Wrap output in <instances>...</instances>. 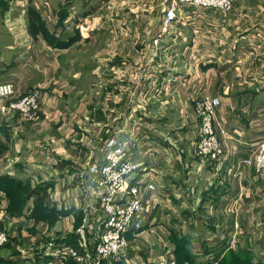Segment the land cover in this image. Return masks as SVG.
Masks as SVG:
<instances>
[{"label": "crops", "instance_id": "1", "mask_svg": "<svg viewBox=\"0 0 264 264\" xmlns=\"http://www.w3.org/2000/svg\"><path fill=\"white\" fill-rule=\"evenodd\" d=\"M4 1L23 6L31 4V0ZM47 1L52 3V0ZM87 3H90V0H58L62 10H72V14L65 11V15L61 16L58 35L62 39L64 35L67 38L77 34L85 41L84 38L89 40L88 38L96 33V19L89 20V12L82 14V18L70 20L74 18L72 15L80 14V6ZM185 11L189 13L192 9L185 8ZM23 17L25 22H22ZM3 19L9 20L4 22ZM28 20L29 14L25 11L23 14H0V23L4 22L3 27H0V82L13 84L15 98L36 92L40 105L33 121H26L18 114L8 118L0 115L1 203L8 198L3 188L5 180L14 184H33L29 186L31 193L27 192L29 197L25 201L30 202L37 195L51 191L52 187L63 185L64 181L81 179L83 164L88 162L89 158L100 156L104 134L101 138H94V135L97 131L101 133L106 127L103 128V125L94 120L98 115L106 113L107 116H112L114 121L118 119L111 129H118L135 121L140 131L144 134L147 132L143 140L151 142L152 139L154 142L170 144L169 148L171 147L169 141L161 140L158 136L160 134L154 120L153 128L149 130L143 123H139L138 119L141 118L138 114H134L141 106L137 103L149 95L154 97L159 84L165 81L158 79L159 75L162 77L164 74L159 70V63L140 61L139 54L148 52L145 47L138 46L134 50L138 59L134 62L127 58L130 51L128 45H121L119 54L106 50L108 57L96 63L93 61L90 68L89 75L97 79V82L90 81L84 85L81 83L85 76L83 69H71L76 61L65 60V53L78 43L68 47L62 46L60 49L59 40L55 42L56 46L35 44L36 41L29 36ZM65 21L69 22L66 24ZM195 28L199 30L198 34L194 33ZM58 35L57 38L60 39ZM263 35L264 0H236L233 11L228 15L205 10L196 23L191 20L174 23L161 38V55L184 51L187 59H191L193 55L200 58L194 66L191 60H187L182 67L172 68L173 74L183 76L195 67L196 71L192 72L198 77V81L193 85L198 82L195 87L199 95L209 92L207 86L213 79L216 84L221 85L216 89V93L211 95L221 99L216 120L226 130V137L220 139L229 150V156L218 172L214 169V163L202 164L196 156L159 157L160 159L151 162L152 164L138 160L143 168H153V174L160 182V188L155 195L161 199V204L152 212L150 227L145 223L142 231L126 236L129 242L142 240L138 242L141 250L138 264H160L159 261L163 257L174 260L175 264H209L208 258H223L228 252V247H224L228 244L226 240H237L238 231L245 226L240 224V214L245 213L248 216L252 213L257 201L264 195V181L256 178L252 170L240 166V161L264 137ZM62 41L66 42L65 39ZM250 42L257 43L256 47L250 46ZM48 52L54 54L52 60L48 57ZM117 54L119 58H116ZM166 66L164 65L169 68ZM179 69H183L184 73ZM176 76L178 78H174V83L177 86L184 83L182 80L192 84L190 79ZM189 89L192 88L183 91L182 96L188 97ZM97 95L103 99L108 96L110 106H106L105 110L97 106ZM133 100L137 101V105L128 104ZM186 109L180 108L182 113H185ZM191 109L194 112L193 104ZM150 146L155 150L156 144L150 143ZM145 150L146 148L142 150L143 153ZM84 180H87L86 176ZM44 181L52 183L42 186ZM75 186L81 190V205L83 204L76 213L82 212L86 217L85 222L80 224V230L68 231L67 235H73L72 238L62 235L50 245L42 242L37 244V248L29 247L25 250L16 247L20 254L10 246L0 248V264H59V260L53 256L56 247L62 246L64 242L76 240L75 236H78L81 230L88 228L95 234V228L87 221V215L89 217L92 212L96 214L97 198L91 193L90 186L86 185L84 190L77 183ZM38 188L40 189L37 190ZM35 190L37 191L33 193ZM166 205L168 209L160 215ZM171 211H175V215ZM96 217L97 215L94 216L95 219ZM17 220L18 218H14L11 224L15 226ZM161 233L164 236H161ZM173 240L188 241L186 245H190V263H178L175 260L177 248ZM196 240L199 241V247L192 250L191 246ZM52 244L54 245L51 246ZM155 249L158 253H154ZM130 253L128 251L127 254ZM147 253L150 255H145ZM137 256L132 252L116 263L136 264L132 259Z\"/></svg>", "mask_w": 264, "mask_h": 264}, {"label": "rangeland", "instance_id": "2", "mask_svg": "<svg viewBox=\"0 0 264 264\" xmlns=\"http://www.w3.org/2000/svg\"><path fill=\"white\" fill-rule=\"evenodd\" d=\"M2 1L5 3L7 2V6L0 9L4 15L7 13H10V15H12V13L23 14V11L29 14V21H27V25L30 27L31 31L29 32V36L33 41L37 42H35V44L51 45L59 40L60 49L62 44L63 47H68L73 43H78L75 45L77 47L74 46L69 52L65 53V60L68 62L76 61V64L73 65L71 69H83L82 71L85 76L81 83L84 85L90 81H93L94 83L97 82V79L95 80L93 76L89 75L90 68L93 66V61L96 63L98 61H103L108 57V53H105L106 50L111 52L116 51L119 54L120 48L122 49L121 45H128L130 51L127 53V58L129 61L134 62L138 60L134 50H136L138 46L145 47L148 52L144 51V53L139 54L140 61L159 63L161 65L159 70L162 73L164 72V74H162V77L159 75L160 77L158 76V79L161 81L163 79L165 81L164 83L159 84V93L156 91V97L152 96L151 98L149 95L144 98L142 102L140 101L137 103V101L133 100L128 102V104H132V106L137 104L141 105L134 111V114H138V117L141 118V120L138 119L139 123H143V126L152 130L154 125L152 121L154 120V123H156L155 126L160 134L158 135L160 136V139H166L172 145L169 148L170 144L166 145L159 141L154 142L152 139L151 142L147 140L152 144H156L155 151L144 154L142 150L144 148L147 149V146L144 145V141L139 138L138 144L133 146L134 148L131 147V150L134 152V158L137 161L142 160L141 163L152 164L151 162L156 161L159 157H195V148L198 142V120L191 109V99L193 101V99L200 94L198 89H196L197 87H195L198 82L193 85L198 81V77L192 72L196 71L194 70L195 67L192 68V70L188 68V74L183 76H180L182 74H173L172 72L174 70H172V68L182 67L183 63L187 60H191L194 66L200 61V58L197 55H193L191 59H187V57L185 58L186 53H184V51L170 52L167 54L164 53L161 55L160 52L162 50L159 46L160 42L156 47L152 46L153 37L158 33L160 28V19L162 15L161 0H90V3H87V5L80 6L82 12L77 15H72L74 18H71L70 20L72 21L76 17L82 18V14L89 12V20L96 19L94 29L96 33L93 36H90V38H88L89 40L84 38L85 41H83L82 37L78 36L76 33L75 37L66 38V35H64L63 39H65L66 42L62 41V37L58 35L60 32L58 29L61 27L62 22L60 19L62 14L65 15L66 11L62 10V6H59L58 0H52V3L47 0H31V4L26 6L9 4L8 1ZM67 11L72 14V10ZM8 20L9 19H3L4 22ZM69 21H65L66 24ZM4 22L0 23L1 28L3 27L2 25H4ZM11 22L12 21H10V23ZM22 22H25L24 17L22 18ZM57 35L61 38L58 39ZM78 45H81L82 47H79ZM169 49L172 48L169 47ZM152 50L153 53H151ZM50 53L51 52H48V57L52 60L54 54ZM118 54L116 55V58H119L117 57ZM124 54L125 53H122V55ZM78 63L80 65H77ZM164 65H167L166 67L169 68H165ZM179 71L184 73L183 69H179ZM176 75H178L179 78L190 79L189 82L192 84L188 83L186 80H182L184 83L177 86L174 83L176 82L174 81V78H178ZM150 76L151 75H149V77ZM214 76L215 75H213V78H215ZM219 87H221V85L216 84L215 79H213V81L207 86L209 94L202 93L201 95L207 94L209 96L217 97L211 95V93L215 94L216 89ZM188 88H192L189 89L190 91L187 93L188 97L182 96L183 91H188ZM195 89L196 91H194ZM191 92L193 95L190 96ZM99 95L95 97V104L105 110L106 106H110V102L107 99L108 96H105L103 99L102 96L100 97ZM187 106L188 109H186ZM181 107L186 109L185 113H182L180 110ZM4 117L8 118L9 116ZM91 118L93 119V117ZM94 120L103 125V128L106 127L105 129H109L118 119H115L114 121L112 116H107L105 113V115L96 116ZM105 129L102 130L101 133L97 131L94 138H101ZM143 135H147V132L145 134L143 133ZM139 145H143V147L140 148ZM250 152L248 154H250ZM65 169H67V167ZM64 182L65 183H62L63 185H58L56 188L52 187V190L48 193L44 192L41 195H37L33 201L30 202H23L24 197H22V194L33 184H24L25 187H23V193H21V195L7 198V200L2 203L0 202V232L7 236L6 243L0 246V248H8V246L14 249L17 247L24 250L29 247L37 248V244L39 243L45 242L50 245L54 239L60 238L62 235H67L68 231L76 232L80 230L86 217L82 212L76 213L82 208L83 204L81 205V190L75 185L77 183V185H80L84 190L86 185L89 187V183L79 178ZM51 183V181H44L41 185L47 186ZM96 202L98 205V207L95 208L97 209V211H95L96 214L91 211L92 214L90 213L89 217L87 215V221H89L90 225L95 228V234L87 228L81 230L79 235L75 236L77 238L76 240H70V242L63 241L64 243L62 246L56 247L53 250V252H62L58 254L60 259L59 264H117L116 262L125 256L127 257V255L132 254V252L134 253V256L138 255L136 259H132L138 264L140 262L139 259L141 258V250H139L140 246L138 245V242H141V239L130 240V242L127 240L128 248L117 256L109 257L99 263L94 260L96 241L101 230L99 224L101 214L98 211V199ZM257 202L255 209L252 213H249L248 216L245 213L240 214V224L243 223L245 226L238 231L239 237L237 240H226L228 241V244L224 247H228V252L225 253L228 255H226L225 262L222 261L223 264H264V195L261 196ZM167 209L168 207L166 205L159 214L163 215ZM153 211L154 210L150 213L149 222L151 223ZM172 212L173 215H175V211H171V213ZM38 214L45 215L39 217ZM94 214L97 215L96 219L94 218ZM242 215L244 218H242ZM14 218H18L15 226L14 224H11ZM25 219L27 221H25ZM148 227H150V225ZM162 235L164 236V234L161 233V236ZM67 236L70 238L73 237L71 234H68ZM17 240L20 241L17 242ZM173 241H175V246H177L176 242L180 245L184 243V246H187L188 248L187 250H190V245H186V243H188L187 240ZM198 242L199 241L196 240V243L191 246L192 250L199 247ZM53 245L54 244L51 246ZM133 248H136L137 250L135 251ZM177 249L180 250L182 247H178ZM127 250L131 253L127 254ZM182 250H180L181 254H184ZM156 251L157 249H155L154 253H158ZM184 251H186V249H184ZM15 252L20 254L16 249ZM154 253L153 255H155ZM145 255L148 256L150 254L147 253ZM58 256L54 257L58 259ZM137 259L139 262H137ZM176 259H178V261H183L182 257L179 255L175 256V260ZM210 259L211 258H208L207 260L210 261ZM159 262L161 264V261Z\"/></svg>", "mask_w": 264, "mask_h": 264}, {"label": "built area", "instance_id": "3", "mask_svg": "<svg viewBox=\"0 0 264 264\" xmlns=\"http://www.w3.org/2000/svg\"><path fill=\"white\" fill-rule=\"evenodd\" d=\"M235 3L236 0H161L160 28L153 37L152 46L158 45L174 23L190 20L196 23L205 10L216 11L226 16L233 11ZM185 8H191L192 11L189 12L191 14L186 12ZM198 31L195 28L194 33L198 34ZM261 40L264 42V35ZM249 45L256 47L257 43L250 42ZM14 92L11 82H0V115L18 114L26 121H33L40 108L38 94L29 92L15 98ZM192 104L198 120L195 156L202 164L214 163V169L218 172L229 156V150L220 139L226 137V130L216 120L221 99L203 94L196 96ZM142 135L143 132L139 130L135 121L118 129H105L104 138L101 139L100 156L89 158L82 166L80 177L84 180L86 176L91 193L98 199V211L101 214L99 221L101 230L97 237L94 257L98 263L125 251L128 248L127 234L135 235L142 231L145 223L151 225L150 213L161 204V199L155 195L160 188V182L153 174V169L143 168L131 150L132 145L138 144L139 138H145ZM143 141L147 146L144 154L155 151L150 143ZM139 147L142 148L143 145ZM240 166L250 168L256 178L264 181V137L250 154L240 161ZM6 241L7 236L0 232V246ZM60 253L62 252L56 251L53 256ZM220 259L212 257L209 264H221ZM58 260L60 261L59 256ZM161 264L175 262L162 258Z\"/></svg>", "mask_w": 264, "mask_h": 264}, {"label": "trees", "instance_id": "4", "mask_svg": "<svg viewBox=\"0 0 264 264\" xmlns=\"http://www.w3.org/2000/svg\"><path fill=\"white\" fill-rule=\"evenodd\" d=\"M7 6V3H5V2H3L2 0L0 1V9L2 8V7H6ZM0 14H3V12L0 10ZM29 21V20H28ZM28 30H29V32H31L30 31V27L28 26ZM52 45V44H51ZM53 46H56V44H53ZM62 46H63V44H62ZM23 187H25V185L23 184L22 185V183H20V182H16L15 184L14 183H12V182H10V181H8V180H5L4 181V184H3V188L6 190V192H7V196H8V198H12V197H15V196H19V195H21V193H23L22 192V190H23ZM40 188H38L37 190H39ZM37 190H35V191H33V193H35ZM30 192V190H29V187L24 191V193L22 194L23 196L22 197H24V200H23V202H25V200L29 197L28 196V194H27V192ZM31 193V192H30ZM27 194V195H26ZM39 215V217H42L43 215H45V214H38ZM178 242H176V247L178 248V247H182V249H180V250H182L183 251V253L184 254H181V251L179 250V249H177L176 250V256L177 255H179L180 257H182V260L183 261H178V259H176L177 260V262L178 263H182V262H184V261H187V262H189L190 263V261H191V258L189 257V252H188V250L186 249V246H184L185 244L184 243H182L181 245L180 244H177ZM184 249H186V251H184ZM226 255H228V254H226ZM224 256L223 258H221L220 259V263L221 264H223L222 263V261L223 262H225V260H226V257L227 256Z\"/></svg>", "mask_w": 264, "mask_h": 264}]
</instances>
